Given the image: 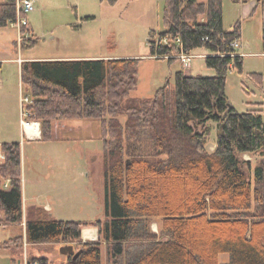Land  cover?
<instances>
[{
	"label": "trees",
	"instance_id": "1",
	"mask_svg": "<svg viewBox=\"0 0 264 264\" xmlns=\"http://www.w3.org/2000/svg\"><path fill=\"white\" fill-rule=\"evenodd\" d=\"M222 9V0H166L163 30L149 32L159 39L151 42L150 56L204 49L205 65L215 75L179 70L173 86L166 82L151 98L124 107L137 84L140 58L22 63L21 81L32 99L26 120L39 122L42 142L53 140L58 120L99 123L106 186L103 222L56 220L30 207L28 244L77 243L79 256H68L66 264H101L100 244L80 241L82 227L94 226L112 243V257L131 238L149 243L128 264H219L222 254L229 255L224 264H264V163L254 168L252 181L239 158L264 153V109L238 113L223 92L227 74L242 73L243 56L231 46L241 38L240 25L224 30ZM16 18L15 0H0V28ZM249 77L264 87V74ZM210 122L223 133L213 152L205 148ZM145 134L151 153L142 151ZM20 150L19 143L0 144V226L23 220ZM155 218L162 220L165 240L148 230ZM22 239L0 248L19 249ZM29 263L48 261L38 257Z\"/></svg>",
	"mask_w": 264,
	"mask_h": 264
},
{
	"label": "rangeland",
	"instance_id": "2",
	"mask_svg": "<svg viewBox=\"0 0 264 264\" xmlns=\"http://www.w3.org/2000/svg\"><path fill=\"white\" fill-rule=\"evenodd\" d=\"M165 1L118 0L111 6L101 0H33L34 10L23 16L28 23L26 28L15 25L0 28V59L18 58L14 62L0 60V139L8 137L5 141L24 142L16 136L15 125L13 128V123L25 119L23 111L27 103L23 98L29 95L21 81L19 64L25 61L20 57L32 61L140 58L136 87L123 102V107L131 101L151 98L166 82L173 86L179 70L188 76L213 77L215 71L204 62L209 55L204 49L189 52L190 61L185 64L179 57L180 52L150 56L151 42L158 43L159 39L156 35L150 38L149 32L163 30ZM222 8L224 30H231L236 23L240 25L241 47L237 51L243 56L242 73L230 71L223 92L238 113L264 109V87H259L249 77L251 73L264 74V2L222 0ZM30 40L34 41L32 46H29ZM29 100H32L30 96ZM119 120L124 123L125 117L119 116ZM207 126L205 148L213 152L220 130L216 123L210 122ZM1 128L8 132L5 134ZM85 131L69 141L53 140L24 147L20 143L22 181L28 206L41 208L48 204L52 210L50 214L45 213L53 219L102 222L106 219L102 140L95 125ZM142 139V151L151 153L152 144L146 134ZM3 157L0 153V162ZM239 158L253 181V170L264 163V153H246ZM3 184L9 185V179ZM34 191L40 194L32 201L29 196ZM49 192L50 199L46 195ZM22 222L5 228L0 226V246L9 239L22 237ZM161 223L157 218L149 221L148 230L159 240H165ZM85 230L91 237H84ZM80 238L82 244H100L101 264H128L149 244L131 238L122 243V254L112 257L113 245L103 240L98 228L82 227ZM68 245L73 247L74 253L81 249L77 243L30 245L24 238L19 249H10L21 256V264H30L32 256L46 258L48 264H66L69 255L61 254L59 249ZM9 256L0 251V264H14ZM228 259V254L220 255L219 264Z\"/></svg>",
	"mask_w": 264,
	"mask_h": 264
},
{
	"label": "crops",
	"instance_id": "3",
	"mask_svg": "<svg viewBox=\"0 0 264 264\" xmlns=\"http://www.w3.org/2000/svg\"><path fill=\"white\" fill-rule=\"evenodd\" d=\"M241 1L244 2V0H241ZM10 25H8V26H10ZM19 59L23 60L25 62L26 61H32V60H24L21 57ZM0 60H2V61L5 60L6 62H14V61H18V58L17 59H15V58H12V59H0ZM44 60H41V61H44ZM47 60H51V59H47ZM19 67H20V71H21V65L20 64H19ZM25 97L29 98V95L25 96ZM21 120L22 119H20L19 122H17V123L16 122L13 123V128H14V125H15L14 131L17 134L16 136H18V138L20 137L24 141V142L20 141L21 145L24 147V145H27V144L34 145V144H36L38 142L39 143H44V142L41 141V132H40V128H39V123L38 122H36V123H34V122L32 123L31 122V124H29L28 126L23 127L22 124H21ZM54 125H55V129H54L53 140H58V141L74 140L75 136H81L83 133L86 132L85 130H87L88 127H92L94 125L97 128V130H98V135H100L99 123L95 122V121L81 120V119L58 120V121L55 122ZM1 129H3L5 134L8 132L7 129H4V128H1ZM2 138L3 139H0V140H4V141H0V144L1 143H14V142L15 143H19L17 141H12V142L5 141V140H7L6 138H8V137H2ZM24 149L25 148H23V150ZM22 166L23 165H22V159H21V174H22ZM22 180L23 179H22V176H21V183H22V186H23L24 181H22ZM39 194L40 193H37V192L34 191L32 196L30 195L29 198H31L32 201L33 200L35 201V200L38 199ZM46 195H47V198L50 199L51 193L49 192ZM26 201H27V197H26V194H25L24 186H23V188H22V204H23V220H22L23 221L22 222L23 235H22V237L24 238V240H25V222H26L27 211H28V209L30 207H38L39 206V205H30V206H28ZM41 208H43L45 212H47L49 214L51 213L52 209H51V207L48 204L45 203V205H43V207H41ZM56 220L75 221V220H68V219L67 220L66 219H56ZM13 225H10V226H13ZM3 227L5 228L6 226H3ZM83 235H84V237H91V234L89 232H88V235H86V236H85V233L83 232ZM30 245H32V244H30ZM0 251H2L3 253L10 254V256H9L11 258L10 260H12V262L14 264H21V261H20L21 256L15 255V253H14L15 250L0 248ZM31 258H34V257L32 256ZM35 258H37V257H35Z\"/></svg>",
	"mask_w": 264,
	"mask_h": 264
},
{
	"label": "built area",
	"instance_id": "4",
	"mask_svg": "<svg viewBox=\"0 0 264 264\" xmlns=\"http://www.w3.org/2000/svg\"><path fill=\"white\" fill-rule=\"evenodd\" d=\"M15 6H16V11H17V18H16L15 22L11 23V25L20 26V28H22L24 26L26 27L28 25V23L24 19L23 16H25L27 13H29V12L34 10V2H33V0H15ZM161 41L164 44L167 43V39L166 38H163ZM239 44H240L239 41H234L231 46H232L233 49L238 50V48L240 49V47H241ZM180 53H181V55L179 57H180V59L183 60L184 64H185V62L190 61V57L191 56H188L187 55L188 53L183 52V51H180ZM263 55H264V53H263ZM23 101L26 102L27 104L30 102L29 98H27V97H24ZM23 117H25V119L21 120V124H22L23 127L28 126L29 124H31V122L32 123L33 122L36 123L35 121L26 120L27 113H26L25 110L23 111ZM4 187L7 188L8 185L5 184Z\"/></svg>",
	"mask_w": 264,
	"mask_h": 264
},
{
	"label": "water",
	"instance_id": "5",
	"mask_svg": "<svg viewBox=\"0 0 264 264\" xmlns=\"http://www.w3.org/2000/svg\"><path fill=\"white\" fill-rule=\"evenodd\" d=\"M218 136H221L223 133L221 131H218L217 132ZM59 252L61 254H64V255H69V256H72L73 255V258H76L79 256L80 254V251L74 253V249L71 245H68V246H63L59 249Z\"/></svg>",
	"mask_w": 264,
	"mask_h": 264
},
{
	"label": "bare ground",
	"instance_id": "6",
	"mask_svg": "<svg viewBox=\"0 0 264 264\" xmlns=\"http://www.w3.org/2000/svg\"><path fill=\"white\" fill-rule=\"evenodd\" d=\"M31 126H32V125H31ZM84 233H85V236L88 235V232H87V231H84Z\"/></svg>",
	"mask_w": 264,
	"mask_h": 264
}]
</instances>
